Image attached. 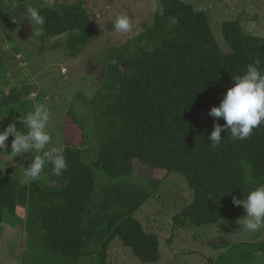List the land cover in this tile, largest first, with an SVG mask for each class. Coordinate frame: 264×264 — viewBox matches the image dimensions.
<instances>
[{
    "label": "trees",
    "instance_id": "trees-1",
    "mask_svg": "<svg viewBox=\"0 0 264 264\" xmlns=\"http://www.w3.org/2000/svg\"><path fill=\"white\" fill-rule=\"evenodd\" d=\"M38 9L44 36L67 35L70 54L93 39L84 3ZM222 34L229 54L220 49L205 10L183 0H160L153 24L109 54L97 90L79 96L77 110L70 108L63 125L67 171L57 177L46 164L39 179L26 180L0 163V225L21 206L29 230L58 257L80 263L99 255L105 264L110 244L120 239L139 261L155 264L160 238L135 217L153 191L126 178L134 175L135 160L183 176L193 190L192 202L173 217L175 228L241 219L245 210L233 205V197L242 200L264 183V123L244 141H232L224 131L211 149L216 120L208 113L233 86L234 75L256 59L264 67V37L248 35L239 20L225 21ZM1 79L8 80L2 59ZM1 104L0 99L6 112L7 104ZM16 107L13 118L22 129L19 117L31 108ZM7 126L5 121L0 130ZM149 183L153 189L160 185Z\"/></svg>",
    "mask_w": 264,
    "mask_h": 264
},
{
    "label": "rangeland",
    "instance_id": "rangeland-1",
    "mask_svg": "<svg viewBox=\"0 0 264 264\" xmlns=\"http://www.w3.org/2000/svg\"><path fill=\"white\" fill-rule=\"evenodd\" d=\"M159 1L0 0V59L4 61L8 77L6 83L0 80V99L1 106L7 104L9 108L6 112L0 109V128L5 121L9 125L10 120L18 126V121L13 118L18 104L32 109L34 105L44 103L53 114L49 128L52 143L65 148L63 125L70 108L75 106L79 96L87 98L97 90L109 54L153 24ZM183 1L209 14L215 39L225 54L232 51L222 34L225 21L246 20L247 23L242 25L248 35L264 37V0ZM78 2L85 4L94 23L95 35L77 55L70 54L67 49V35L47 39L38 26L31 27L24 18L28 7ZM121 13H126L133 21L130 33L119 34L113 29L114 20ZM249 15L252 20L246 18ZM12 139H8L6 148L0 149V163L28 180L24 168L31 163L30 156L34 153L9 156ZM96 172L105 176L102 169ZM133 173L126 178L153 191V197L135 217L146 230L158 234L161 256L177 257L181 262L178 264H264V230L249 234L239 230L237 222L240 219L228 218L218 224L175 228L173 217L194 197L186 179L176 173L152 169L138 160L133 162ZM154 180L160 181L156 189L149 187V182ZM26 219V209L18 206L16 216L8 217L0 225V264H104L100 263L99 255L85 258L80 263L58 257L40 234L29 230ZM230 233H235L231 239L228 238ZM109 254L110 257L125 258L119 264H137L138 261L120 239L110 244Z\"/></svg>",
    "mask_w": 264,
    "mask_h": 264
},
{
    "label": "clouds",
    "instance_id": "clouds-1",
    "mask_svg": "<svg viewBox=\"0 0 264 264\" xmlns=\"http://www.w3.org/2000/svg\"><path fill=\"white\" fill-rule=\"evenodd\" d=\"M24 18L31 27L35 25L41 32L43 31L45 18L38 8H26ZM113 29L119 34L130 33L133 21L126 13H121L116 16ZM261 63L260 59H256L246 66L242 75H234L233 86L224 94L219 106H214L209 111L208 115L216 120L209 137L211 149H216L220 145L221 133L224 131L231 134L228 138L232 141H244L255 128L264 123V67H261ZM220 118L226 122L224 125L218 122ZM52 119L50 108L44 103H38L24 116L19 117L23 124L22 129L13 122L6 129L0 130V149L6 148L9 137H13L9 156L36 153L30 156L31 163L24 168L25 176L31 180L39 179L46 164H51L52 174L57 177L67 171L64 148L52 143L49 130ZM232 202L237 207L242 205L246 213L237 222L239 230L249 234L264 230V183L250 188L242 200L234 196ZM234 235L235 233H230L228 238L231 239Z\"/></svg>",
    "mask_w": 264,
    "mask_h": 264
},
{
    "label": "crops",
    "instance_id": "crops-1",
    "mask_svg": "<svg viewBox=\"0 0 264 264\" xmlns=\"http://www.w3.org/2000/svg\"><path fill=\"white\" fill-rule=\"evenodd\" d=\"M223 3L224 2H221V4H223ZM210 8H211V6H210ZM243 10L246 11V9H243ZM246 18H251V20H252V15L246 16ZM239 21L242 24L243 23H247L246 20H239ZM123 260H125V258H123V257H115L114 258V257H110V254H109V256H107V258H106L105 264H119ZM167 261H168V263L169 262H172V263H175V264L181 263V262H179V259L177 257H174V256H172V257H163V256H160V260L157 262V264H160V263H163V262H167ZM136 262H137V264H141L142 263L139 260L136 261ZM139 262H141V263H139Z\"/></svg>",
    "mask_w": 264,
    "mask_h": 264
}]
</instances>
